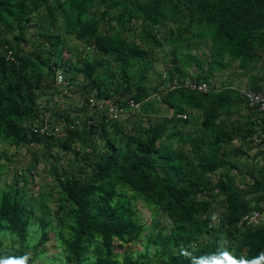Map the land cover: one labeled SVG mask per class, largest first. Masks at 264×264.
Returning <instances> with one entry per match:
<instances>
[{
	"label": "trees",
	"instance_id": "1",
	"mask_svg": "<svg viewBox=\"0 0 264 264\" xmlns=\"http://www.w3.org/2000/svg\"><path fill=\"white\" fill-rule=\"evenodd\" d=\"M44 8L50 16L48 28L57 33L45 34L50 48H43L44 41L37 40V35L27 34L34 14ZM104 22L107 28H103ZM165 23L172 25L169 36L175 35V51L182 44H191L190 33L200 42L209 41L208 59L203 61L191 52L199 63L209 65L208 72L204 65H197L203 73L195 80L208 82L214 76L212 69L227 67V62L239 61L241 68L248 69L264 58V0H0V176L14 167L16 154L4 147L7 142L16 150L45 144L49 151L59 143L62 153L72 155L66 167H51L60 189L56 209L60 228L54 232L66 264H215L225 253L249 262L264 256V222L243 221L254 210L264 211V150L255 145L257 157L263 160L250 170L236 161L237 156H248L244 147L253 145L264 119L254 109L259 120L240 117L230 125L219 123L224 110L234 106L253 109L241 90L231 85L206 93L186 87L173 89L174 78H185L170 72L167 93L156 91L165 94L158 99L174 115L149 120L147 126L140 121L142 129L130 127L127 133L119 120L104 111H93L100 118L91 113L83 118L58 109L53 116L75 123L73 128L66 126L58 136L39 134L32 127L35 121L51 118L40 99L61 92L56 85L57 70L70 75V89L78 76H84L86 111L90 110V96L122 106L133 98L148 109L154 88L144 89L133 81L131 72L140 81L152 66L154 58L145 45L149 41L163 44L156 29ZM136 25L140 30L136 38H130ZM194 28H201L198 36ZM9 32H15L12 38ZM67 35L93 45L94 53L101 57L79 64L64 59L62 37ZM22 43L36 48L26 50ZM5 48L13 51L12 58ZM248 89L264 90V84L252 83ZM192 110L202 112L201 136L185 130L193 120L188 113ZM170 122H174L172 128ZM174 140L179 147L171 145ZM186 143L191 148L188 155ZM234 170L249 180L240 185ZM14 179L15 185L0 189V254L17 264H32L52 239L53 221L45 211L39 217L24 200L30 184L24 172L16 169ZM137 195L157 213H164L170 228L164 224L157 233L144 235L146 229L131 206ZM220 197L224 210L217 213ZM36 221L41 234L34 241ZM137 242L143 250L132 249Z\"/></svg>",
	"mask_w": 264,
	"mask_h": 264
},
{
	"label": "rangeland",
	"instance_id": "2",
	"mask_svg": "<svg viewBox=\"0 0 264 264\" xmlns=\"http://www.w3.org/2000/svg\"><path fill=\"white\" fill-rule=\"evenodd\" d=\"M100 6H97V8ZM103 8V7H102ZM58 10V9H56ZM98 11V10H96ZM95 12V11H94ZM55 15L59 16V11H55ZM49 14L47 13V10L44 8L41 10L39 14H34L32 23L29 24V28L27 31L28 35H37L36 39L40 41H44L43 48H50L51 42L45 38V34L50 31H52L48 28L49 27ZM60 25V20L57 22ZM114 24L117 25L116 21H113ZM38 24V25H37ZM37 25V26H36ZM103 28H107L105 26V22L103 23ZM137 31L136 33L129 34L130 38H136L137 33L140 30V26H135ZM172 25L163 24L159 28L156 29V32L159 34L160 40L163 42L162 45H153V42L149 41L150 45H145L147 49H149V53L152 52L153 55V64L152 66L145 70V74L143 77L139 78V80H135L137 77V74L132 71V77L133 81H136V83H140L142 87L146 90H150L151 88H154L151 97L148 100L149 103H151V106H147L148 114L143 110V106L141 103V108L136 113H130L124 116L121 120L118 122L121 126L124 127V131L127 133H130L131 129L130 127H133L134 129H139L141 126L140 121L145 122V125L147 126V122L151 120L152 122H157L162 119H165L167 117H170L171 115H174V111L170 109L166 103H164L162 100L158 99L161 98V96L165 95L164 93L158 94L156 89L162 90V92L167 93L168 84H170L169 80V74L170 72L173 75H181V77L185 79H191L194 77H197L198 74H202L203 70L198 69L197 65L201 64L204 65V70L209 68V65L204 62L199 63V59L196 58L194 55L191 54L193 52L194 54L199 55V58L201 60L208 59L209 53H210V43L209 41L200 42L198 41V38L196 36H193L190 33V36L192 37L191 44H182V46L179 48V51H175V35L173 37H170L169 35L172 32ZM201 28H194V34L198 36V31ZM117 31V30H116ZM9 36L12 38V36L15 34V32H9ZM57 34L55 29L53 28V33ZM128 35V33H126ZM203 38V37H202ZM36 40V42H37ZM63 50H64V59H71L72 61H75V63L79 64L82 62V60L86 59H95V57H101L98 53H94L95 48L94 46L86 45L84 41L78 40L75 36H63ZM34 44V42H32ZM32 43H22V47L26 50H33L36 47ZM197 43V44H196ZM200 43V44H199ZM200 46H197V45ZM105 59V57H103ZM204 61V60H203ZM227 67H215L212 70L214 71V76L211 77L209 80V83L213 85L216 89H221L224 86H233L239 90L248 89L251 88L252 83H262L264 84V58L260 60V62L257 65H254L252 68L243 69L239 65V61L235 62H227ZM184 66V70L181 68ZM58 71V70H57ZM182 71V72H181ZM208 72V70H206ZM70 75H67L69 77ZM176 77V76H175ZM175 79V78H174ZM177 79H179L177 77ZM183 79V80H185ZM85 84V79L83 75L78 76V78L73 82L72 85V93L73 96H60L59 99H61L60 102H55L54 96H44L40 99V102L42 105H45L47 107L46 113L47 115H50L52 118V121H60L62 123L65 122V120L60 119L56 116H53V112L58 109L67 115L72 116H84L86 115H97L99 118L101 117L99 112H91L90 110L86 111L83 108L84 105V93L85 90L83 89V85ZM158 87V88H157ZM159 91V90H158ZM59 94V93H58ZM145 104V103H144ZM82 108V111H81ZM224 113L221 116V119L219 120V123L221 125H230L234 120L238 118L245 117L246 119L252 118L253 120H259L260 114H257V111L250 108H244V106H234L230 108L227 112L224 110ZM189 116L192 117V122L190 121V125L185 129L187 131L192 132L191 134L193 136H201L203 130L200 128L198 129L202 124V112L197 110L189 111ZM146 114V115H145ZM54 117V118H53ZM50 118V119H51ZM144 118V119H143ZM34 123H37L36 121ZM66 123V122H65ZM178 126L182 128L181 124L178 123ZM65 127V124H63ZM174 125V122H170L169 126L172 128ZM142 129V128H141ZM8 143V142H7ZM5 144L4 147H6L10 153L16 154L15 159H13V166L11 168L9 167V171L5 170L4 173L0 176V189L4 190L6 186H12L15 185V179L14 174L16 169L22 170L24 172V175L29 180V186H26V196L24 199L27 201L31 207H33L36 211V213L39 215V217L43 218L44 211L47 213L48 219H52L53 226L52 228L53 232L51 233L52 239L50 242H48L45 246H43L41 249L45 250V252L40 253L37 257L34 258V262L32 264H66L64 259H62L61 254V248H59L57 245V231L56 233L54 230L57 228H60L59 225V215L57 214V206H58V197L60 196V189L59 186L54 183V176L51 172V167L54 164H57V166L61 165L66 167L67 166V160L72 155L62 153V150L60 148L59 143L56 146H53L52 150L46 149L45 144H33L31 146H24L21 147V150H16L15 147ZM187 145H184V152L186 155H188L191 151L190 144L186 143ZM241 143L237 140L235 141V145L239 146ZM171 145L174 148L179 147L178 141L174 140ZM247 151L248 156H237L236 161L239 164V166L243 167L245 170H250L253 166L256 167L258 163H262L263 158L261 156L257 157V152L259 150L258 147H256L254 144L251 147H248L247 145L244 147ZM36 152L37 154H34ZM60 153L63 155L60 156ZM56 157L60 159L61 161L56 162ZM10 164V165H12ZM9 165V166H10ZM227 168H230L227 166ZM31 170V171H30ZM225 171H228V169H225ZM232 174H235L237 177V180L239 181L240 185H244V181L249 180L248 176H244L243 174H238L237 171L234 170ZM215 178L218 179L219 175H215ZM20 185L22 186L24 184L23 178H20L19 180ZM129 194L132 196L134 192L132 190H128ZM133 202H131V206H134V208L137 210V220L139 221V224L142 227H145L146 232L144 235L147 237L151 235L152 233H157L158 229L162 225L170 226V220L164 213H157L156 209L153 208L151 205H149L144 198L137 195L136 197L132 198ZM218 210L221 213L224 210V204L222 197L218 200ZM47 206L50 207V209L47 208ZM219 219V215H215V220ZM262 222H264V211H263V217ZM39 222L36 221L34 227V231L37 232L35 236H33L31 239L34 240L36 237L40 236L39 231ZM170 228V227H169ZM6 243H9L10 239L9 237L5 238ZM35 241V240H34ZM132 249L136 250H143V245L140 242L134 243L131 245ZM155 247L151 246V254H154ZM34 257V256H33ZM0 259L6 264L8 261L5 258V255L3 253L0 254Z\"/></svg>",
	"mask_w": 264,
	"mask_h": 264
},
{
	"label": "built area",
	"instance_id": "3",
	"mask_svg": "<svg viewBox=\"0 0 264 264\" xmlns=\"http://www.w3.org/2000/svg\"><path fill=\"white\" fill-rule=\"evenodd\" d=\"M13 51H8V57L12 58ZM171 88H182L186 87L198 92L206 93L210 90L215 89L207 81H198L195 79H177L175 78L171 81ZM56 85L60 87L61 92L54 96L55 101L59 102L61 95L64 96H73V93L70 89L71 82L65 75L62 70L56 71ZM243 97L253 109H257L264 119V90H253V89H243ZM88 107L91 110L104 111L107 113L108 117L114 120H120L124 116L130 113H136L141 108V103L137 102L135 99H129V102L126 106H122L115 102L106 100L104 98L90 96L88 99ZM179 117L187 118L186 114H179ZM78 122V121H76ZM70 128L75 126L74 124L68 125ZM33 129L39 134L43 135H57L61 134L63 126L60 123L51 121L49 118H44L43 121L38 120L37 123L33 124ZM253 144L259 146L260 149L264 150V124L263 128L254 135ZM263 212L260 210H254L253 212L244 216L243 221H248L249 223L260 224L262 222Z\"/></svg>",
	"mask_w": 264,
	"mask_h": 264
},
{
	"label": "clouds",
	"instance_id": "4",
	"mask_svg": "<svg viewBox=\"0 0 264 264\" xmlns=\"http://www.w3.org/2000/svg\"><path fill=\"white\" fill-rule=\"evenodd\" d=\"M4 47H7V45L6 46H4ZM0 49H1V47H0ZM5 49H7L6 51H7V53H6V55H7V57H8V51L10 50V49H8V48H5ZM12 57H13V55H12ZM9 58V57H8ZM62 96H64V95H62ZM69 96V95H68ZM61 101V100H60ZM59 101V102H60ZM90 111L91 112H93L94 110H91L90 109ZM121 120V119H120ZM52 121V120H51ZM53 122H56V123H60L62 126H63V130H62V132L63 131H65V128H66V126H68L69 124L68 123H62V122H60V121H53ZM63 124H65V127H64V125ZM69 127V126H68ZM61 132V133H62ZM58 136L60 135V134H57ZM262 261H264V256H261L260 258H258L257 260H255V261H251V262H249V261H247V260H244V261H238V260H236L232 255H230V254H228V253H225L224 254V256H223V259L222 260H218V261H216L215 262V264H261V262ZM8 264H17V262H15V261H10V262H8Z\"/></svg>",
	"mask_w": 264,
	"mask_h": 264
},
{
	"label": "crops",
	"instance_id": "5",
	"mask_svg": "<svg viewBox=\"0 0 264 264\" xmlns=\"http://www.w3.org/2000/svg\"><path fill=\"white\" fill-rule=\"evenodd\" d=\"M208 82H209V81H208ZM147 100H148V99H147ZM143 104H144V103H143ZM143 106H144V105H143ZM147 106H148V105H146V107H147ZM143 110L146 112V114H148V112H147L148 109L145 110V109L143 108ZM146 114H145V115H146ZM171 116H172V115H171ZM143 119H144V118H143ZM244 120H246V119H244ZM143 123H144V125H145V122H143ZM146 124H147V123H146ZM4 248H5V247H3V249H4ZM4 260H5V259H4ZM4 260H3V261L1 260V261H0V264H5V263H4V262H5ZM8 262H10V261H7L6 264H8Z\"/></svg>",
	"mask_w": 264,
	"mask_h": 264
}]
</instances>
